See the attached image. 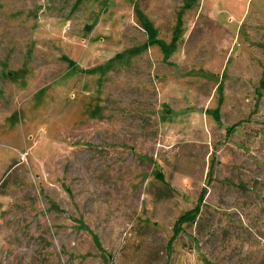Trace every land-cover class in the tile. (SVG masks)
Listing matches in <instances>:
<instances>
[{
  "label": "rangeland",
  "instance_id": "374dc122",
  "mask_svg": "<svg viewBox=\"0 0 264 264\" xmlns=\"http://www.w3.org/2000/svg\"><path fill=\"white\" fill-rule=\"evenodd\" d=\"M0 264H264V0H0Z\"/></svg>",
  "mask_w": 264,
  "mask_h": 264
},
{
  "label": "trees",
  "instance_id": "16d2710c",
  "mask_svg": "<svg viewBox=\"0 0 264 264\" xmlns=\"http://www.w3.org/2000/svg\"><path fill=\"white\" fill-rule=\"evenodd\" d=\"M194 212V211H193ZM197 211H195L194 213H196ZM195 214L189 215V214H185L183 215L177 222V226L174 230V234L169 242V244L171 245L173 240L177 237L178 233L182 230V224L190 222L191 220L193 221L195 218Z\"/></svg>",
  "mask_w": 264,
  "mask_h": 264
}]
</instances>
